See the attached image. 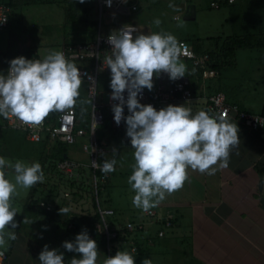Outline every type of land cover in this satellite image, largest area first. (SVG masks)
I'll list each match as a JSON object with an SVG mask.
<instances>
[{"label": "clouds", "instance_id": "obj_1", "mask_svg": "<svg viewBox=\"0 0 264 264\" xmlns=\"http://www.w3.org/2000/svg\"><path fill=\"white\" fill-rule=\"evenodd\" d=\"M106 3L110 5L111 0ZM169 7H173L171 0ZM153 23L159 25L161 21L155 17ZM107 41L111 55L104 58V66L110 70V99L117 101L111 105L113 120L117 125L124 121L125 135L133 149L134 162L127 176L133 190L131 202L133 207L149 212L167 194L182 187L189 168L208 175L226 168L230 149L239 143V128L226 114L216 116L205 109L193 112L186 103H169L157 109L138 99L144 88L152 89L154 73H167L171 80L185 76L186 65L179 58L174 34L163 30L138 32L129 25L110 32ZM8 64L6 74L0 71V116L11 115L23 123L38 124L50 111L75 103L81 73L62 51L49 50L42 59L19 55ZM115 165V157L99 164L92 160V166L99 167L102 173L114 171ZM8 167L14 171L13 180L7 176ZM43 180L39 161H11L0 155V245L6 239H16L12 230L17 227L13 219L17 212L11 197L17 185L28 188ZM259 184L264 188V178ZM68 211L67 207L59 208L60 213ZM61 243L65 250L79 254L70 258V264H97V242L86 228L76 233L74 239ZM37 259L39 264H64V252L44 244ZM103 264H136V258L128 250H116ZM140 264L153 262L144 257Z\"/></svg>", "mask_w": 264, "mask_h": 264}, {"label": "crops", "instance_id": "obj_2", "mask_svg": "<svg viewBox=\"0 0 264 264\" xmlns=\"http://www.w3.org/2000/svg\"><path fill=\"white\" fill-rule=\"evenodd\" d=\"M146 1L137 0L139 8L130 14L115 12L116 16L117 14L126 16L122 17L119 26L137 25L138 32L141 30L145 33L153 32L152 25L140 26L133 18L141 7L156 5V0ZM190 3V0L179 1L176 4L175 0L172 1L176 11L183 13ZM221 8L224 10L221 27L226 24L225 33L222 37L218 36L221 41L231 35L246 34L264 39V0H236L233 4ZM176 16L177 13L173 18L177 19ZM110 26L111 24L108 27ZM95 30L93 37L88 38L89 41L94 40L98 32L101 33L100 23L98 29L95 26ZM107 33L110 32L104 34ZM212 38L210 36L205 43L201 41V46L213 48L215 45ZM193 39L195 37L183 36L178 37L177 41L185 40L191 46ZM210 41L213 42L212 47L206 46ZM220 44L219 42L218 45ZM7 50L8 46L6 50L0 52V71H3V74L9 64L1 61L3 60L1 54ZM241 50H251L255 54L245 55L240 53ZM38 58L41 59L39 56ZM179 58L185 59L180 56ZM185 60L188 67L185 76L189 81L193 98L189 102L178 101L173 104L186 103L195 112L205 109L210 94L221 91L226 101L237 105L239 109L264 114L263 48L238 49L231 65L221 71H214L213 76L206 75L204 68L193 67ZM239 62H244L240 72L234 71L229 75H223L229 68L234 70L239 68ZM246 62H257V65L250 67ZM109 73L110 71H107L105 74ZM152 79V89L159 83L169 82V77L164 72L159 75L154 73ZM105 91L102 90L101 93ZM70 107L75 109L73 105ZM228 119L236 122L239 128V143L230 149L228 166L218 168L212 175L190 168L187 170V179L182 187L167 194L164 200L153 207L161 216L171 221V226L165 230L164 235L156 234L160 224L150 223L137 234L140 248L135 256L136 264H140L144 257H149L153 264H264V188L259 184L261 178H264V129H254L246 125L234 113H231ZM8 129L0 127L1 143ZM125 142L130 145L128 139ZM106 148L107 151L99 156V161H102L101 156L104 157L106 153L112 151L109 146ZM121 161L117 163L120 167L124 164ZM113 179L105 190V199L109 203L107 207L113 208L123 221L144 217V212L132 205L133 190L128 183H118L115 178ZM59 199L50 202H54L55 207H67L69 211L72 210L71 206L75 205L73 199ZM61 223L59 217L53 219L40 211L27 213L25 224H20L15 230L16 239L8 240L0 247L7 253L5 264H39L37 257L44 244L64 252V264H70V258L79 254L65 250L61 242L74 239L78 231L67 229ZM68 227L73 225L69 224ZM124 243L129 245L130 240L123 242V245ZM116 246L121 250L120 244ZM97 250V264H103L106 255L100 248L97 247Z\"/></svg>", "mask_w": 264, "mask_h": 264}, {"label": "built area", "instance_id": "obj_3", "mask_svg": "<svg viewBox=\"0 0 264 264\" xmlns=\"http://www.w3.org/2000/svg\"><path fill=\"white\" fill-rule=\"evenodd\" d=\"M236 0H210L209 5L212 8H220L221 4H233ZM97 9L100 11L104 8L112 9L114 12L122 14H130L137 10V0H111V4H107L106 0H96ZM12 8L6 3V0H0V29L7 28L10 23V14ZM178 16H176L177 18ZM129 25H121L122 27H128ZM139 30L137 25H132ZM117 29V30H118ZM116 30V31H117ZM115 31V32H116ZM113 32V33H115ZM107 34H101L98 32L95 39L92 41H72L61 46L62 51L66 58L71 59L77 64L80 73L81 81L86 85V97L89 100V111L86 117L87 128L79 126V122L82 120L78 116L73 107H68L63 110L50 111L43 120L38 124L23 123L15 117L9 115L8 117L0 116V127H6L12 130H17L24 134L25 138L31 142L43 143L46 145L47 150L54 144L63 143L67 145H73L76 137H86V142L82 145V149L89 153L90 163H83L72 158H64L58 160L55 163V169L60 174L58 179L63 181L78 180L84 174L88 175V184L91 185L95 193L97 212L100 216V221L95 223L97 229L105 234L107 245L110 239L118 237L116 229H110L108 218L116 217L118 214L111 207L101 206L97 191L102 188L110 178L109 173H102L99 167L92 166V160L97 161L99 164V156L107 151L105 145L99 144L96 141V129L103 124L104 111H106L109 117L111 126L113 129L118 130L121 137L125 140L129 138L125 135V124L121 120V123L117 125L113 120V113L111 111V105L117 101L110 99V91L108 99L103 101L101 91H98V78L100 74L107 73L108 67L104 66V58L111 55V45L107 41ZM179 56L184 57L190 63L191 66L196 68H204L206 75L213 76L214 70L208 69L209 56L207 53L197 54L195 53L187 41L179 40ZM33 59H39L35 56ZM6 67L5 74L7 73ZM207 68V69H206ZM125 91V98H126ZM193 98L192 91L189 85V81L186 76H182L176 80L169 79V82L159 83L154 89H143L142 95L138 96L141 103H150L155 108L159 109L169 103L173 104L178 101L189 102ZM205 110H209L211 114L216 116H224L228 118L231 113H234L236 117L240 118L246 123V125L254 129H264V114H257L248 111L241 110L235 104H230L226 101V97L223 92L217 91L209 95ZM124 112L127 114V108L124 107ZM96 120V122H95ZM70 197V193L63 191L60 199L63 200ZM57 199L55 197L38 198V204L45 210H51L55 207L54 202H50ZM68 200V199H67ZM144 217L128 219L123 221L120 225L115 223L118 227L127 232H134L143 230L147 223L160 224L157 235L163 236L165 230L171 226L169 218L161 216L156 209L151 208L149 212H144ZM129 250L131 253H135L136 245L134 241L130 240ZM7 260V253L5 250L0 249V264H5Z\"/></svg>", "mask_w": 264, "mask_h": 264}, {"label": "rangeland", "instance_id": "obj_4", "mask_svg": "<svg viewBox=\"0 0 264 264\" xmlns=\"http://www.w3.org/2000/svg\"><path fill=\"white\" fill-rule=\"evenodd\" d=\"M146 1V0H145ZM159 1L160 5L156 6L155 11L161 23L159 25L153 26L154 31H166L175 35L176 38L183 36H192L195 38H200L202 43H205L208 38L218 37L225 33L226 24L221 27V21L224 16V10L220 8H212L209 5L210 0H190L191 3L195 4L197 9V16L191 20L183 19V11H176V7H169V0H156ZM173 0H171L172 3ZM185 2L186 0H175L176 2ZM147 2V1H146ZM139 8V7H138ZM65 9L71 10L75 15L82 16L84 20H74L67 19L65 17ZM180 10L181 7H180ZM175 13L178 14V18L175 19L173 16ZM116 13L112 9H97L96 0H50L46 2H37L35 4H29L20 6L15 9L10 23L7 28L0 29V52L7 49L9 43L16 39L18 45L20 46L21 40L24 45H29L34 47V51L42 59L49 50H59L63 44L72 41H89L90 34L92 33V24L96 22V27L98 29V23H100V31L102 34L105 32H114L120 25V21L123 15H115ZM124 23V22H123ZM111 24L110 27H108ZM95 27V26H94ZM109 28V29H108ZM25 29V30H24ZM142 31V30H141ZM222 42L221 40L219 41ZM212 43L206 45L212 47ZM252 50V49H251ZM251 50H241L242 54L254 55L255 52ZM251 51V52H249ZM240 55V54H239ZM1 61H5L4 59ZM236 70L227 69L223 72V75H229L232 72H240L242 64L244 62H239ZM250 67L257 65V62L247 63ZM255 72V71H254ZM110 74H100L98 78V91L106 90L101 94L103 101L108 99ZM105 85V86H104ZM76 105H82L83 112L80 117H85L89 111V100L86 97V85L81 81L79 88V95L75 98ZM75 106V105H74ZM76 107V106H75ZM80 109V108H78ZM76 112V108L74 109ZM80 111V110H79ZM0 140V155L7 157L9 160L14 161L19 158L24 161L31 162L33 160L38 161L40 147L39 143L28 141L24 134L17 130H7L3 143ZM86 142V137L78 136L76 137L75 143L68 146V156L69 158L82 161L84 163H90V156L88 152L82 149V145ZM112 149L111 152L106 153L101 160L111 159L115 157L116 161L123 162V166L117 165L115 169V175L110 179L112 183L113 178L118 183L127 182V176L131 173L130 165L134 162L133 160V149L126 143L124 139L119 140L109 146ZM113 149L116 151L113 152ZM7 176L10 180L14 179V171L11 167L6 169ZM47 179L44 177L42 183L43 195L41 198L47 194V199L50 197L60 198L63 191L70 193V197L66 199L74 201L75 205L71 208L72 214H81V212H93L91 192L88 185V175L87 172L82 177H80L76 183L72 184V190L65 188L68 183H63V180L57 178L55 173H48ZM82 181V182H81ZM81 182V183H80ZM82 187L81 195H78V188ZM30 191V187L25 188L23 186L17 185L15 194L11 197V205L16 209V214L13 219L17 222V227L12 231H15L20 224H25L27 214L23 212V206L25 199ZM76 191V192H74ZM39 194V193H38ZM105 197V193L103 195ZM103 198L100 199V202ZM23 215V218L20 216ZM120 219V216L118 215ZM118 223H122V220H118ZM21 228V227H20ZM21 230V229H20ZM7 239L5 244L7 243ZM4 244V245H5ZM4 245H0L3 247Z\"/></svg>", "mask_w": 264, "mask_h": 264}, {"label": "trees", "instance_id": "obj_5", "mask_svg": "<svg viewBox=\"0 0 264 264\" xmlns=\"http://www.w3.org/2000/svg\"><path fill=\"white\" fill-rule=\"evenodd\" d=\"M50 0H6V3L10 5L12 8L11 14H10V19L12 18L15 9H17L20 6L24 5H29V4H35L37 2H46ZM179 2V1H178ZM158 1H156V5L152 7L151 5L141 7L138 11L135 12L133 18L134 22L140 26H154L155 24L153 23V18L157 16V12L155 11L156 6L158 5ZM227 4H221L222 6H225ZM65 17L67 19H74V20H84L82 16H77L75 15L71 10L65 9ZM92 24V33L90 34V38L93 37L95 34V27L96 23H91ZM25 30V29H24ZM214 41V47L213 48H203L201 46V39L195 38L191 41V49L197 53V54H202V53H207L209 56V62L207 67L210 69H213L214 71H221L224 69L226 66L231 65V61L234 58L235 52L238 49H250V48H263L264 49V39L255 37V36H250L248 34L246 35H231L226 38L222 39V42L220 45H218L219 41L221 40L220 37H213L212 38ZM23 55L25 58H32L33 56L38 58V55L34 52V47L29 46V45H24V43H20V46L18 45L16 39H13L11 43L8 44V50L5 51L4 53L1 54V57L6 61L5 64H8V61L11 58H14L16 56ZM185 59L182 61L184 62ZM187 60V59H186ZM185 60V61H186ZM186 65V63L184 62ZM188 67L186 66V70ZM186 72V71H185ZM76 106V114L80 116L83 112V106L82 105H76L75 103L73 106ZM80 108V109H78ZM82 108V109H81ZM80 110V111H79ZM104 121L103 124H101L95 132L96 135V141L99 144L105 145V146H110L111 144L115 143V145L119 142V140H122L121 135L119 134L118 130L113 129L109 120V117L107 116L106 111H104ZM87 115V114H86ZM81 121L79 122V126L81 127H86L87 128V121H86V116L81 117ZM23 134V133H22ZM68 146L67 144L63 143H58L54 144L51 146L48 150L45 144L39 143L40 147V153H39V159L38 161L40 162L44 177L47 179V176H49L48 173H55V175L60 174L56 171L55 169V163L58 160H62L65 157L69 158L68 156ZM118 162V161H116ZM115 175V170L110 172V176ZM77 180H71L68 181H63V183H68V185H65V188H69L72 190V187L74 183H76ZM45 182L44 180L42 182H36L30 187V191L25 199V203L23 206V212L25 214L30 213V212H43L46 215L50 216L51 218H56L59 217L61 220V224L70 230L74 231H81L82 228H86L89 236L93 239L96 240L97 242V247L102 250V252L107 256L114 255L115 251L118 250L116 244H120V249L121 250H129V245L125 244L123 245V242L128 241V240H133L135 245H136V251L135 253H132V255L135 257L138 254L139 251V241H138V233L141 232L142 230L134 231L132 233L125 231L121 223L118 227L115 225L119 218L116 217H109L108 223H109V228L110 229H116L118 237L110 239L109 243L107 245L106 237L105 234L97 229L95 226V223L100 221V216L97 212V207H96V200H95V193L93 191V188L89 185V189L91 192V198H92V207H93V212H81V214H72L70 211L67 213H60L59 208H63V206H56L52 210H44L40 208V206L37 203V199L41 198L43 195L42 191V183ZM82 182V181H81ZM80 182V183H81ZM110 183V178L108 179L107 183L102 187L99 188L97 191V197L100 202V199L102 201L100 202L101 206L107 207L109 205L108 201L103 197L104 193L106 192V188L109 186ZM78 190V195H81V188L82 187H77ZM76 192V191H74ZM76 192V194H77ZM39 193V194H38ZM47 194L44 196L47 198ZM23 216V215H21ZM69 224H72L73 227H68ZM158 230V229H157ZM136 234V235H135ZM157 234V231H156ZM135 235V236H134Z\"/></svg>", "mask_w": 264, "mask_h": 264}, {"label": "water", "instance_id": "obj_6", "mask_svg": "<svg viewBox=\"0 0 264 264\" xmlns=\"http://www.w3.org/2000/svg\"><path fill=\"white\" fill-rule=\"evenodd\" d=\"M195 18V6L194 4L190 3L187 5V8L183 14V19L185 20H191ZM108 71H110L108 69Z\"/></svg>", "mask_w": 264, "mask_h": 264}]
</instances>
